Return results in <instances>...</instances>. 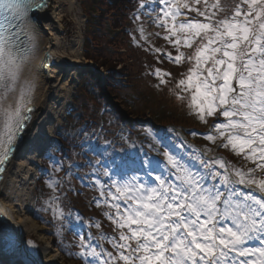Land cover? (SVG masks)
<instances>
[{
	"label": "snow or ice",
	"instance_id": "snow-or-ice-1",
	"mask_svg": "<svg viewBox=\"0 0 264 264\" xmlns=\"http://www.w3.org/2000/svg\"><path fill=\"white\" fill-rule=\"evenodd\" d=\"M200 3L151 0V11L159 5L155 23L177 54L154 51L177 65L185 60L192 65L178 81L190 92V107L201 121L218 113L223 117L201 135L212 142L223 139L222 147L253 167H229L223 157L204 152L194 165L191 156L185 159L170 150L163 153L162 167L146 166L143 174L110 171L96 161L105 179L95 171L89 174L99 188L95 202L109 209L105 215L118 235L100 237L110 241L115 253L93 243L100 238L89 234L85 242L80 235V255L93 264H264V0H240L229 17L219 19L218 0L213 5L204 0L203 9ZM46 4L0 0V91L15 82L27 61L35 13ZM192 12L203 19H179ZM184 46L192 53L180 51ZM154 74L162 82L171 75L160 68ZM26 104L22 93L19 105L0 112V173L30 118ZM50 210L63 218L58 205Z\"/></svg>",
	"mask_w": 264,
	"mask_h": 264
},
{
	"label": "trees",
	"instance_id": "trees-1",
	"mask_svg": "<svg viewBox=\"0 0 264 264\" xmlns=\"http://www.w3.org/2000/svg\"><path fill=\"white\" fill-rule=\"evenodd\" d=\"M97 2V18L88 16L85 55L98 68L113 70L105 79L109 94L124 106L130 116H151L161 125H175L179 129L176 134L181 138L182 144L185 143V138H193L204 149L214 148L221 143V138L212 142L199 136L200 133H208L213 129L216 115L207 116L205 121H201L190 107V92L183 91L178 84L180 79L186 78L192 65L187 60L179 65L164 60L154 51L150 42L141 34H135L134 25L140 15L135 16L133 13L140 9V0ZM239 2L240 0H220L221 8L217 11V18L228 17ZM181 49L187 52L189 48L185 49L184 46ZM192 51L193 49H189V54ZM160 67H166L171 75L163 77V82L157 83L160 77L154 72ZM100 80L99 75L88 71L80 82L71 116L58 135V144L54 150L55 157L57 156L55 168L48 166L47 169L51 172L45 174L38 183L35 218L52 228L55 243L71 264H93L89 258L80 255V237L72 232L75 212L79 213L82 223L91 221L94 224L91 229L82 228L81 234L84 235L85 242L88 241L89 234L93 237L102 232L118 235L115 225L105 215L109 209L103 204L98 206L96 200L92 201L99 197V188L91 183L84 185L86 174L95 171L101 177L104 167L109 169L107 165L97 166L96 161H101L103 165L109 162L112 166V161L116 160L114 166L119 168L126 160L142 158L143 161H149L154 153L151 150L152 139L145 140L144 132L147 127L155 126L138 122L123 124L122 114L117 107L107 105L108 98L102 93ZM154 87L161 91L152 96L151 89ZM73 116L78 120L75 127L70 125ZM103 146L106 148L100 151ZM166 146L174 150L173 144ZM140 150L143 156L140 155ZM177 152L180 151L177 149ZM218 152L225 155L234 167L241 166V161L244 160L242 155L235 154L230 148L221 147ZM187 157L186 155L185 158ZM251 165V162L246 161L241 167L248 169ZM53 199L55 204H50ZM56 205L63 209L62 219L54 216L50 210ZM97 223L100 224L99 228L95 226ZM73 236L76 237L75 240ZM109 248L115 253L112 246Z\"/></svg>",
	"mask_w": 264,
	"mask_h": 264
},
{
	"label": "bare ground",
	"instance_id": "bare-ground-1",
	"mask_svg": "<svg viewBox=\"0 0 264 264\" xmlns=\"http://www.w3.org/2000/svg\"><path fill=\"white\" fill-rule=\"evenodd\" d=\"M63 0H47L35 14L32 51L22 65L14 83L0 91V112L19 105L25 94L26 108H31L27 124L17 134V148L9 153L7 165L0 173V262L4 256L19 257L23 264H56L62 257L51 242L38 245L26 239L24 228L30 223L36 229L30 206V191L35 158L40 154L46 133L54 130V122L63 121L73 96L77 73L82 70V40L71 47L74 56L61 51L63 44ZM72 8L77 0H68ZM50 52V59L47 53ZM63 52V53H62Z\"/></svg>",
	"mask_w": 264,
	"mask_h": 264
},
{
	"label": "rangeland",
	"instance_id": "rangeland-1",
	"mask_svg": "<svg viewBox=\"0 0 264 264\" xmlns=\"http://www.w3.org/2000/svg\"><path fill=\"white\" fill-rule=\"evenodd\" d=\"M95 5L98 3L97 0H92ZM63 27H61V35H62V46H61V51H66L69 54L68 59H71L74 56V53L71 50V47L75 44L77 39H81L82 40V55L80 56L81 62H82V70L80 73H77V82L76 84H74V88H73V96L72 99L70 101V105L67 109L66 112V116L65 119L62 121H56L54 122V130L50 131L48 133H46L45 137H44V144L42 146L41 152L40 154L35 158L34 160V165H33V171H32V178L30 179V181L28 182L26 188L30 191V200L28 199V201L30 202V206L32 208V212H33V216H35L37 213H35L36 209H35V200H36V181L41 178V174L39 173L40 169L42 168V163L44 164H49L52 167H55L53 162H51V157H49L50 154L48 153L49 147L53 148V145L55 144V140L57 137V134L61 131V128L66 120V118L71 115L69 114L70 111L73 109L72 103H73V98L76 95V91L78 90V85L79 83L84 80L83 75L86 74V68L85 66H87L88 64H90L91 60H87L86 59V55H85V46H86V30L88 27V16H92L93 18H97L98 15H94L95 11L98 10L96 8V6L94 4H89L88 0H77L76 4L71 8L69 6V2L68 0H63ZM193 0H189V3H192ZM209 5H213L217 3V0H207ZM219 2V9L221 8L220 6V0H218ZM240 3V2H239ZM238 3V4H239ZM94 5V6H93ZM151 3L149 2L147 5H145L144 8H142L143 10V16H140L139 18H137V22L134 25V28L136 30L135 34L140 32V29L143 28L144 32L143 34H141V36H146V39H149L150 42L153 43V47L154 48H161L162 50H166L168 52H171L173 55V51H177L176 48H174L167 40L164 39V36L166 35L165 30L161 27H159V29L157 31L154 32V29L152 28V21L154 18V12L155 14L157 13L159 6L154 5L156 8V11H151ZM198 7H200L201 9H203L204 7V0H201V3L199 5H197ZM96 8V9H95ZM218 9V10H219ZM86 10V13H85ZM99 11V10H98ZM147 13H149L147 15ZM195 12H192L191 14L188 13L187 16H182L181 20H184L186 18H190L188 16H192L194 17ZM229 17V16H228ZM147 20V22H146ZM155 21V20H154ZM146 25H145V24ZM154 25V24H153ZM156 28V26H153ZM182 48V47H181ZM180 48V51L184 52L185 55L189 54V49H187V52L183 51V49ZM187 47L185 46V49ZM184 49V50H185ZM63 53V52H62ZM165 57V56H164ZM165 60H168L165 57ZM101 71H99L98 75H102L100 74ZM103 76V75H102ZM102 80V79H101ZM151 90H153L152 96H154L155 94L158 95L159 91H161L160 88L158 87H154ZM165 102V101H163ZM116 104H119L116 101ZM123 105H119V107L122 109ZM164 104L162 103L161 107H163ZM124 107V106H123ZM172 107V106H171ZM174 108V107H173ZM125 115V114H124ZM73 121H70V125H73L75 127V125L78 124V120L75 116L72 117ZM125 120H127L125 118ZM144 135L147 137H150L151 139H155V143L156 144H152V147H154L157 152H164L163 151V144L164 142L162 141V138L158 137L155 135V132L153 129L151 128H147L146 131L144 132ZM173 135V134H172ZM200 137H202V139H206V137L204 135L199 134ZM167 140H171V136L167 137ZM178 144V140L176 142ZM194 141L191 140L187 146H182V151L186 150V147L189 146V148H192L194 146ZM148 145V144H147ZM50 148V149H51ZM191 150V154H195L198 156V152L194 149H190ZM211 154L210 155H214L216 157H221L220 155L216 154V150H211ZM43 158V161H42ZM165 160V158L160 159L157 156L153 157V159L150 161V165L147 167H152V166H163V161ZM192 164H196V159L195 162H191ZM130 164H127L126 166H124V168L121 170V172L124 171V169H128ZM36 223H37V228L33 229L31 227V224L28 223L26 224L25 228H24V234L26 239H29L30 241L35 242L36 244H40V245H44V241L41 240V237H45V240L51 242V245L54 244V242L52 241V236H51V232L52 229L50 226H48L47 224H43L39 221H37L35 219ZM75 229H78V226H75ZM103 249H105L103 247ZM6 258H8L7 261H3L0 264H23L20 260L19 257L16 258V261L11 257V256H5ZM56 264H71V262H68L67 260L65 261V257L63 256V258L61 259V261H58Z\"/></svg>",
	"mask_w": 264,
	"mask_h": 264
},
{
	"label": "water",
	"instance_id": "water-1",
	"mask_svg": "<svg viewBox=\"0 0 264 264\" xmlns=\"http://www.w3.org/2000/svg\"><path fill=\"white\" fill-rule=\"evenodd\" d=\"M35 14H36V13H35ZM47 58H48V60L50 59V52L47 53ZM28 121H29V118L27 119V121H26L25 124H27ZM14 146H16V145H14ZM8 161H9V160H8ZM8 161H6V162L4 163L3 167L7 165V162H8Z\"/></svg>",
	"mask_w": 264,
	"mask_h": 264
}]
</instances>
